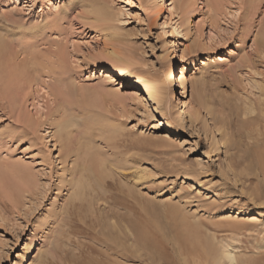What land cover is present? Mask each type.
I'll list each match as a JSON object with an SVG mask.
<instances>
[{"label":"rangeland","instance_id":"374dc122","mask_svg":"<svg viewBox=\"0 0 264 264\" xmlns=\"http://www.w3.org/2000/svg\"><path fill=\"white\" fill-rule=\"evenodd\" d=\"M159 3L0 0V264H264V0Z\"/></svg>","mask_w":264,"mask_h":264},{"label":"bare ground","instance_id":"6f19581e","mask_svg":"<svg viewBox=\"0 0 264 264\" xmlns=\"http://www.w3.org/2000/svg\"><path fill=\"white\" fill-rule=\"evenodd\" d=\"M177 1V0H176ZM111 2V1H110ZM178 2H179V0H178ZM181 2V1H180ZM107 4V3H106ZM169 5V3H168V0H160V3H159V5H158V9L159 10H161V14H164L163 16L165 17V20H170L171 19V17L174 15V12H173V9H171V8H169V9H167V6ZM177 5V4H176ZM180 7H182L181 5H182V3H179L178 4ZM250 6V5H249ZM252 6H253V4H252ZM109 7V5L107 4V7H103L102 6V8H101V11L99 12V15L100 16H98L99 18V20H101L100 19V17L102 16L103 17V19L104 20H106V21H109L111 18H112V8H111V6H110V8H111V10H109L110 8H108ZM178 8V7H177ZM250 8V7H249ZM254 8V7H253ZM251 9V8H250ZM156 11V10H155ZM254 11H255V8H254ZM157 12V11H156ZM155 12V13H156ZM251 13V12H250ZM241 19V18H240ZM164 20V22H163V24H166V21ZM7 21L9 22V23H15L16 21H13L12 19H8L7 18ZM102 21V20H101ZM103 22V21H102ZM105 22V21H104ZM103 22V23H104ZM105 23H107V22H105ZM263 23V22H262ZM108 24V23H107ZM109 24H110V22H109ZM264 25V24H263ZM262 25V26H263ZM105 26H107V25H105ZM109 28V27H108ZM263 28H264V26H263ZM262 28V29H263ZM261 29V30H262ZM264 30V29H263ZM0 31H4L6 34H8V35H12L13 33H11L9 30H6V29H0ZM263 32V31H262ZM261 32V33H262ZM35 34H37V33H35ZM262 39H263V37H262ZM258 45V44H257ZM260 46V45H259ZM263 46V45H262ZM11 49H12V46H11V43H10V41L6 38V36L4 35V34H2V33H0V61H2L1 59L4 57V56H6V55H8V54H10V51H11ZM12 54V53H11ZM59 56H60V58H63V55H62V53H60L59 54ZM8 57V56H7ZM6 57V58H7ZM10 58L12 57V56H9ZM65 59V58H64ZM4 60H5V57H4ZM3 60V61H4ZM58 60H60V59H58ZM3 61H2V64L4 65L5 64V61H4V63H3ZM60 61H62V68L60 67V70L61 69H63V68H67L66 67V65H64L65 64V61L66 60H64V64H63V60H60ZM114 62V61H113ZM8 63V62H7ZM61 63V62H60ZM1 64V65H2ZM201 64H205V62H203V60H201ZM61 65V64H60ZM119 64H117V62H116V64H114V65H106L107 66V68L109 69V71L110 72H114V73H117V74H126V70L125 69H123V68H121L120 66H118ZM123 65V64H122ZM1 68H2V66H1ZM0 71L2 72V69H0ZM64 71V70H63ZM7 72V71H6ZM66 72V71H65ZM65 72H63V73H65ZM68 72V71H67ZM61 73H62V71H61ZM180 76L178 77V79H177V88H179V89H184L185 87H186V85H185V81H184V71L182 70V69H180ZM66 74V73H65ZM62 75V74H61ZM2 78V77H1ZM141 78V77H140ZM67 79V78H66ZM139 79V78H138ZM144 80V79H143ZM142 83H143V85H142V88H143V90L144 91H146V92H148V94L150 95V96H152V94H157L158 95V97H157V99H158V101H160V100H163V99H167L168 98V96H170L171 95V92L169 91V92H165L164 93V91H165V89H163L162 91H161V89L158 87V86H154V88H153V86H149L148 84H146L144 81H142V80H140ZM198 81V80H197ZM176 88V87H175ZM2 89H4V88H2ZM79 142V141H78ZM82 142H85L86 143V141H82ZM82 142H80V143H82ZM79 145V143L77 144V146ZM67 146V145H66ZM80 146H82L81 148H82V153L80 152V156H81V163L80 164H78L77 166H78V168H76V169H78L77 170V173H78V178H76V181H75V184H74V186H75V188L77 189V193L76 194H74L73 195V197L72 198H78L79 196L80 197H82V195H83V193H87V192H84V190L86 191V190H88L89 191V193H88V195H90L91 197H94V196H96L97 197V193L98 192H96V191H98V188L96 189V188H94V186L91 184L92 182V178L94 179V181H98V183H100V184H102V182H104L103 184H107L108 185V182H107V180H106V177H107V175H105L104 173H105V167H106V165L104 164V162L103 161H101L100 159H101V157H100V159H98V157H97V155L96 156H94V154L92 155V153H91V151H90V148H89V146L87 147L85 144H83L82 143V145L80 144ZM71 148V147H70ZM69 148V149H70ZM74 148V147H73ZM80 148V147H79ZM93 148V147H92ZM68 149V150H69ZM79 150V149H78ZM93 150V149H92ZM69 151H71V150H69ZM96 152V151H95ZM71 153V152H70ZM74 153V152H73ZM77 153V152H76ZM260 153H262V152H260ZM99 155V154H98ZM263 156V155H262ZM80 158V157H79ZM264 158V157H263ZM75 170V169H74ZM119 171V170H118ZM76 174V173H75ZM118 174V173H117ZM124 174V173H123ZM145 173H144V170H140V173L139 172H137V175L135 176V178L136 179H139V178H141L143 175H144ZM77 175V174H76ZM75 175V176H76ZM121 177H123V175L121 176ZM91 180V181H90ZM90 184L92 185V186H90ZM90 187H92L91 189H90ZM95 187H96V185H95ZM98 187V186H97ZM252 194V193H251ZM86 195V194H85ZM87 197V200H86V202L88 201V198H91V197ZM103 196V195H102ZM79 197V198H80ZM85 197V196H84ZM83 200V199H82ZM85 200V199H84ZM99 201V200H98ZM89 202H90V200H89ZM93 202V201H92ZM72 205V204H71ZM28 250L26 251V253L24 254V256H23V258H22V263L21 264H28V260H26L27 259V257H28V254L30 253V251L32 250V249H35V244L34 243H30L29 245H28V248H27ZM225 258H227L228 260H229V264H237L236 263V261H235V258H234V256L231 254V253H225ZM46 260V259H45ZM52 260V259H51ZM51 262V261H50Z\"/></svg>","mask_w":264,"mask_h":264}]
</instances>
